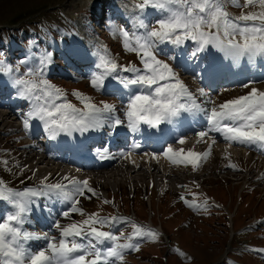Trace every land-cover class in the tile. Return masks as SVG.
Listing matches in <instances>:
<instances>
[{"label":"snow or ice","instance_id":"6c2138e0","mask_svg":"<svg viewBox=\"0 0 264 264\" xmlns=\"http://www.w3.org/2000/svg\"><path fill=\"white\" fill-rule=\"evenodd\" d=\"M225 2L226 0H142L137 5L141 13H146L150 8L166 13L155 21L156 27L149 28L141 20L138 26L143 32L140 34L135 30L130 34L123 25L111 28L114 35L118 33L122 38L124 50L138 57L139 67L131 62L127 65L119 64L106 48L102 52L93 51L92 55L98 56V61L88 74L90 85L102 93L113 90L118 97L121 92H126V126L132 133L141 134L142 126H146L147 135L158 136L164 131L163 125L183 128L185 123L193 125L203 119L204 125L195 134L201 141L205 138L211 141L209 150L218 135L229 144L264 153V91L251 86L256 81L241 82L242 87L250 89L244 95L219 104L212 98L217 88L211 85L221 78L223 67L211 49L223 53L232 61L264 60V12H241L239 16L232 17L224 7ZM231 2L237 7H247L254 0H245L243 5H240L239 0ZM259 3L264 6V0H259ZM189 41L194 48L188 59L195 61L196 78L204 85L195 94L180 79L172 64L159 59V56L164 55L176 63ZM60 43V58L68 67H79V61L86 53L71 42L62 40ZM162 45H171L172 48L166 50ZM54 51L46 50L38 66L29 67L27 72L11 80L15 98L26 105L25 111L21 112L24 130L31 132L33 127H42L49 139L56 140L75 133L86 136L108 126L111 129L110 135H114L125 124L116 115L115 104L101 102V106H98L89 97L74 90L72 94L83 104V108H78L68 101L63 89L46 78L55 70ZM20 62L26 65L28 63L27 58ZM0 72H12L4 60H0ZM26 76L32 79H26ZM206 88L210 91H206ZM186 114L192 119L189 120ZM173 139L180 144L185 143L182 133H176ZM60 142L69 150H87L81 141L75 144L67 140ZM139 147V143L134 142L131 149ZM163 154L166 157L172 154L175 157L174 163L177 160L186 161L195 170L198 161L209 152L189 150L183 155L182 151L174 152L169 146ZM120 155L124 156L125 153L121 152ZM99 158L116 157L100 154ZM231 167L235 168V165ZM31 171L35 176L37 170ZM51 177L52 174L49 173L38 185L25 186L22 190L7 187L0 181V201L10 206L9 211L3 213L0 219V264H122L125 250L138 251L140 239L157 237L154 230L146 232L142 226L133 223V232L126 237L128 242L118 243L124 233L117 236L113 229L118 224L129 223L127 217L119 214L102 216L98 212L85 214L80 207L81 198L92 199L98 195L89 180L57 174V179L53 181ZM57 202L62 207L59 213L62 218L71 219L76 213L86 215V218L66 225L61 224L59 219L54 220L52 228L60 233L58 242L48 232L40 234L24 228L25 224L30 223L31 213L35 211L51 214L54 211L52 205ZM104 203L112 201L104 200ZM192 206L206 208L212 205L204 201L202 205L193 202ZM105 226L109 230H103ZM33 240L46 241V245L34 251L29 246V242ZM105 242H110L112 246L106 249L101 247ZM259 251L264 253V248Z\"/></svg>","mask_w":264,"mask_h":264},{"label":"rangeland","instance_id":"374dc122","mask_svg":"<svg viewBox=\"0 0 264 264\" xmlns=\"http://www.w3.org/2000/svg\"><path fill=\"white\" fill-rule=\"evenodd\" d=\"M97 1L98 0H0V60H4L13 71L16 72L18 69V72L24 74L28 71L29 67L35 68L38 66L40 59L44 56L46 50L48 51V48L52 49V51L56 50L54 51V58L59 61L58 63L55 62V69L58 68V70L56 73H53L51 77H64L66 82L78 80L88 83L91 87L88 74L98 61V56H93L92 53L96 50L102 52L105 48L109 50L108 48L110 47H106L103 44L107 41L111 47L113 46L116 49V52L113 51L110 53L108 51V53L112 58H115L119 64L127 65L131 62L134 64L136 63L138 67L141 66L140 61L136 60L137 56L134 53L125 51L123 46H121L122 38L120 35L118 33L114 35L111 30L113 26L118 28L123 25V21L119 19L118 13L121 9H114L123 6V1L125 0L115 1L114 6L116 8L112 5L113 0H110L108 4L111 3V9H107L106 7L107 10L103 9L97 18L94 20L89 19L85 10H88V13H90L89 9H94V5L91 4L94 2L97 5ZM244 2L245 0H239L240 5H243ZM140 3L141 1H139V4ZM225 5H227L229 9V12L227 9L226 11L231 14L232 17L239 16L241 12H252L254 14L264 12V6L260 5L259 0H254V3L247 7H237L233 5L231 0H226ZM101 6L103 8L105 4ZM232 6L235 8L233 9ZM135 9L137 10L136 7ZM138 12H140L139 9L137 10V13ZM155 12L156 13L153 14L152 11L148 17H143L145 18L144 22L148 24L149 28L157 26L155 21L166 14L162 10H156ZM120 14L122 15V12H120ZM62 16H64L66 23ZM136 20L140 21L137 19V15ZM149 21H153L151 25H149ZM64 23L71 25L70 27H72L76 35L79 36L80 42L78 45L72 44L78 47L81 52L86 53L85 59L79 61V67H68L58 54L60 47L56 49L55 47L51 48L57 43L58 38H60V33L62 32L57 25L61 26V24ZM84 24L93 31L84 27ZM125 27L131 34V28H128V26ZM87 29L90 32H88ZM135 32L140 34L143 30H137ZM66 34L67 39L70 33L67 31ZM61 39H64V37ZM237 39H239V37H237ZM17 46H19V49H16ZM162 47L166 50H168L169 47L171 48L169 45H162ZM193 48V43L189 41L185 54L187 57L193 51ZM24 58H27V65L20 62ZM122 59H126V63H123V61H121ZM159 59L166 60L168 63L172 64L173 68L179 73L180 79L184 78L182 81H184L192 92L196 93L198 88L204 86L196 78L197 70L194 72L192 71L193 73L189 72L188 76H184L185 72L183 71H185L188 66L186 64L183 66L181 63L182 61L173 63L164 55L159 56ZM192 62L195 63V61ZM59 72L62 74H59ZM3 75L4 72H0L1 79ZM6 75L9 76L8 74ZM25 78L32 79V77L27 76ZM248 80H243L234 84L230 82L220 84V82H218V84L213 87L217 88V92L212 94L213 100L219 104L227 99L246 94L250 89L242 87L241 82L246 83ZM4 81L5 83L7 81L8 86H12V83L7 79H4ZM51 81L54 83L57 80L51 79ZM255 81L256 83L251 86L264 91V78H256ZM55 85L64 90L70 102L78 100V98L72 94L73 91L76 90L89 97L93 103L101 106L100 98L93 94V90H95L93 87L92 89L87 87L82 88L78 84L68 86L62 82L55 83ZM208 90L210 91V89ZM97 92L100 93V91ZM103 94L110 96L109 99L116 105V113H118V116H120L122 120H125L126 115L124 109L127 99L120 95V97H118L114 91H110V93L103 92ZM120 94H123V92ZM0 109V112L6 113L3 117L0 115V119L1 117L3 118V121L0 120V141L7 147L6 151H0V181H3L4 185L7 187H12L13 189L21 187L18 188V190H22L25 186H22L24 184L18 182L19 179H28V175L32 174V171L30 169L21 171L22 167L18 169V166L21 165L18 160L23 156V153L27 158L26 161H29V159L34 156L35 158L40 157L41 159L42 154L34 152L33 148L30 147L28 144L30 143L27 136L28 132L26 133L25 130H23L22 125L17 128L16 126L10 127L9 130H5L4 128L5 124L18 123V121L21 120L22 108L19 107L15 115L12 113L13 110L16 109L15 107H10V109L0 107ZM19 132L24 133V143L21 142L19 145L13 144L15 141L14 137L16 138L22 135L19 134ZM166 142L164 147L171 145V143H176V148H179L175 149L174 152L182 151L183 153L185 150H188V146H179V142L176 140ZM216 142L213 145L217 147L218 144L221 145L225 143L218 135L216 137ZM147 147L148 146L145 148ZM189 147H191V150L196 149L198 152H209L206 157H202L197 163L195 170L193 166L187 162L182 164L176 162L173 165L172 162H166L168 164L164 163L162 159L150 161L147 158H144L141 165L144 166L150 163L151 169L149 170L143 169L136 171L137 167H132L131 165L130 168L126 167L124 169L119 166L115 167V163L109 167L110 169L108 167L99 169L98 171L89 169L87 172L83 170V173L85 172L88 174V176H86V174L85 176L98 196H94L92 199L82 197L80 207H82L85 214L98 212L102 215L105 212L111 213L110 207L104 205V199L101 198V195H104L107 189L113 192L116 191L117 193L121 189H126L127 192V189H129L131 193V187L133 185L134 187L142 186V188H144L146 184L151 187L152 185L155 186L154 189L159 194L161 192L160 187L165 186L170 189V193L164 191L156 196L153 189L151 201L148 203H145V199L142 197V193L139 189H136L132 196H128L127 192L123 190L118 193L116 199L120 208L124 212L132 210L135 212L134 218L128 225L132 230L133 223L141 226L151 214L153 216V222L158 223L162 227L160 233L156 232L157 237L155 239H140L138 251L130 250L125 252L122 264H264V253L259 251V249L264 248V223H260V221H264V219H262V216L264 218V178H262L264 177V173L261 177L264 171V169H261L264 159L260 160V158H256V155L259 154L258 151H254L255 154H247L245 153L246 147L237 144H234V148L238 151L240 157H237L238 155H235L233 153L234 151L232 152L231 150L227 151L224 155L218 150H213L211 152V150H207L205 142L200 143L198 147H192L191 145ZM225 149L227 148L225 147ZM158 152L160 153L161 150ZM5 161H7V164H5ZM37 162H40V160H35V163L22 162V164H27L29 167L35 168V170H37V168H42L39 172L43 176L44 168L48 170L49 166H46L43 162L40 164ZM152 163L153 165L155 164L154 170ZM231 165H235V168L231 167ZM51 168L57 169L55 164H52ZM59 171L62 172V169H59ZM80 178H83V175ZM51 179L53 181L56 180L53 178ZM200 180H202L207 189H211L207 190V193L213 197L215 196L216 199L224 205L227 204L229 198L234 200L237 198V191H231L230 195L227 190L220 187L222 185L228 184L231 189V187L236 188L240 185L242 186V184L246 182H252V186L255 189L261 190L260 193L251 188H246L242 191L239 210L232 217V222H234L232 227L235 228L237 236L235 242H231L227 239L228 230L226 226L228 222L226 221L225 210L212 206L206 208L192 206L193 202L197 205H202L204 201H207L191 187L187 188L185 191L186 185H193L195 181ZM255 181L256 186H254ZM217 185L220 186L215 187ZM31 186L32 185L29 187ZM182 196L183 199H181ZM0 203L3 204V207H6V209L2 208V210H0V217L2 219V214L9 211L10 206L3 201H0ZM76 215L73 214L71 219L58 216L50 223L43 226L40 222H36V224L32 222L24 226L27 230L35 231L36 233L42 234L48 232L49 235L55 237L56 242H58L60 233L58 230L52 228L53 221L59 219L61 224L66 225L74 221L72 218L79 220L76 222H80L86 218V215L80 213H76ZM257 219H259L258 222L251 225ZM247 221H251V223L249 224ZM245 225L251 226L244 227ZM105 228L108 227L105 226L103 229ZM122 228L128 229L125 223L118 224L113 229L114 234L117 235ZM142 228L146 232L149 229L152 230V228L149 227L144 228L142 226ZM124 241L126 242V240L120 238V241L118 240L117 242L123 243ZM29 244L35 251L45 246L46 241L33 240L30 241ZM238 244L241 246L238 247ZM108 247H111V245H108ZM116 264H121V262H116Z\"/></svg>","mask_w":264,"mask_h":264},{"label":"bare ground","instance_id":"6f19581e","mask_svg":"<svg viewBox=\"0 0 264 264\" xmlns=\"http://www.w3.org/2000/svg\"><path fill=\"white\" fill-rule=\"evenodd\" d=\"M135 7L137 8V6L133 2H130V0H125V1H123V6H120V7H117V8L115 7V8L116 9H121L122 11L120 10V12H122V16L124 18L126 17L128 19H131L132 23H134V26L135 27H139L138 26L139 21L136 20V15H137L138 8L136 10ZM171 48H172V46H171ZM186 48H187V45H186ZM186 48L184 50H182L183 54L181 56H178L177 60L180 59L185 64H188L189 59H187L186 55H185L186 54V50H187ZM211 51H212V53L214 55H216L220 59V63L222 65V67H223V72H222L221 78H225V82L230 81V82L236 83L238 80H241V79L245 80L246 78H248L251 75L253 77H262L263 76V78H264V60H257L256 64H257V66H259V69H257L256 64L250 65L248 60H246V59H242L241 61H232L231 58L224 56L223 53L216 52L215 49H211ZM201 55H204V53H202ZM188 67H190L189 68V72H190L192 69H194V63L189 62ZM189 72H188V70L185 71V75L188 76ZM5 74H7V73H4V75ZM4 79L6 80V78H2V79L0 78V93H5L4 84H6V83H5ZM217 81L218 80H216L214 83H217ZM9 88H12L14 90V92H15V89L12 86H9ZM126 95H127L126 92H124V94H121L122 97L123 96L126 97ZM0 99H2V96H0ZM2 100H3V103L0 102V107H2V108L5 107L6 109H10V107H15L16 109L13 110V112H12L14 115L17 113V109L19 107L22 108L23 111H25L26 105L24 104V102L16 99L15 95H13V99H10V100H7L6 95H5L4 99H2ZM9 101H10V103H8ZM6 106H8V107H6ZM5 114L6 113L0 112V115H2V117ZM186 115H188V114H186ZM2 117L0 119L1 121H3ZM15 119H17V118H15ZM188 119L191 120L192 117L190 115H188ZM203 125H204L203 119H200V121L198 123L193 124V125H190L189 123H185L183 125V128H180L177 125H163L162 127H163L164 131L162 133H160L158 136H156V135H147L146 134V128L144 126H142L141 134H136V133H132L131 132L133 134V141H132V144L130 145V147H128L124 151V153H125L124 157L134 162V164L131 165L132 167L133 166L136 167V165L139 162H142L144 160V158H147V159H149L151 161L152 160L162 159L165 156L163 154L164 150L167 149L169 146L166 147L165 149L163 148V151L160 152V153L158 152V154L154 153V152L157 151V149L155 147H153L154 145L151 146V147L149 146L150 147L149 150H150L151 153H149L148 150L142 152L143 148L131 149V146L133 145L134 142H136V143H139V145L142 147L145 144L143 142L148 137L152 138V139L155 138V141H158V142L161 141L162 139H164V141L165 140H171V139H173V136H175V134L178 133V132L182 133V135H184L186 133V130H190L191 129V130L198 131V130L201 129V127ZM22 128H23V126H22ZM105 128H107V130L109 129L108 126H105L101 130L95 131V132L96 133H101V131H103V129H105ZM23 130H24V128H23ZM33 130H36L38 133L33 132ZM121 131L122 132L131 131L130 129L127 128L126 121H125V124L123 126L119 127L116 130L114 136L117 133H120ZM42 132H44L42 127L39 128V129L33 127L31 132L29 134H27V136H28V138L30 140V143H28L30 145V147L33 148L34 152H36L38 154H42L41 159H40V157H36L37 158L36 159L35 156H34V157H31L28 162L31 163V162H34L35 160H40V162H37V163L40 164L41 162H43V164H46V166H49L48 170H47V168H44L45 170H43L42 178L47 176L49 173H51L52 174L51 178H57V174H59L60 176L69 175V176L77 177L80 180H83V179L87 178L86 177L87 175L85 176V174H83V178H80L82 175H80V173H78V172H80L82 169H89V168L98 169L101 166L109 167L110 164H112L115 161V159H109L108 161L104 162L103 165H101L100 161L102 159L99 158V156H100L99 152H96V151H94L92 149H88V151H86V152L83 149H81L79 151H77V150H69L67 148V146L61 144V142H60L61 140H67V141L72 142L73 144H75L77 141H81L82 143H84L86 141V139L88 138V136H90L91 133H95V132H90V133L86 134V136H81L79 133H75L73 136H61L60 138H58L56 140L52 139L53 141L51 140V142L53 143V145H55V146L59 147L60 149H62L61 150V155H59L55 151V148H53V146H48V145L46 146V145L40 143V141L38 140V135H39V133H42ZM184 138H185V143H183V145H185L187 143L196 144L199 141V138L196 136V134H195L194 138H192L193 140H191L190 137L187 136V135ZM204 140H208V139L205 138ZM233 145L234 144H229V143L226 142V145L224 147H226L227 149H231V148H233ZM171 147H172V149L174 151L175 147H174L173 144H171ZM107 148L108 147H104L100 151H102L104 155L109 156L110 153H108V151H106ZM182 148H184V147H182ZM249 149H251V148H249ZM65 151H71L73 153L72 157L71 158L67 157V155H65ZM152 151H154V152H152ZM84 153L90 155V157L93 158V159H90V158L89 159H84L83 158ZM153 154H155V156H153ZM186 154H187V152H185L183 155H186ZM172 159H175V157H172V154H169V156H167V157L165 156L164 160H172ZM261 159L262 160L264 159V153H261ZM52 164L56 165V168H57L56 170H58V171H56L55 168H51ZM166 164H168V163H166ZM152 165H153V163H152ZM173 165H174V163H173ZM70 166H74V167H70ZM154 168H155V164L153 165V170H154ZM40 169H42V168H37V171H39ZM59 169H62V172H60ZM143 169H146V170L151 169V164L149 163L147 165L140 166L139 169L138 168L136 169V171H140V170H143ZM87 171L88 170H86V172ZM91 171H93V170H91ZM101 171H103V170H101ZM52 206L54 208V211L51 214L48 213V212H35V211L33 213H31L30 214V223L35 222L36 220H38L39 222H41V224H44V223L50 222V220L56 218L57 217L56 211L59 210L61 212L62 207H61V204L59 202L54 203ZM27 224H29V223H27ZM24 228H25V226H24ZM107 243L108 242H105L103 245H101V247L104 248Z\"/></svg>","mask_w":264,"mask_h":264}]
</instances>
